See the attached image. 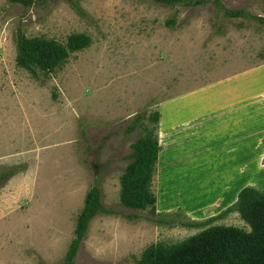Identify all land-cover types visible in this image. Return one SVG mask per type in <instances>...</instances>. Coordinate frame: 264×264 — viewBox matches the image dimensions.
I'll list each match as a JSON object with an SVG mask.
<instances>
[{
	"label": "rangeland",
	"instance_id": "1",
	"mask_svg": "<svg viewBox=\"0 0 264 264\" xmlns=\"http://www.w3.org/2000/svg\"><path fill=\"white\" fill-rule=\"evenodd\" d=\"M227 8L246 15L228 17ZM255 16H264V0H0V264H66L93 186L108 212L88 223L70 264H140L153 246L214 225L250 231L236 208L239 191L231 202L219 179L220 155L205 154L203 178L181 171L184 153L176 156L168 139L185 147L187 124L179 136L166 119L176 117L175 101L219 97L232 78L245 90L259 77L264 83V24ZM19 31L91 42L36 79L17 64ZM139 124L159 144L144 210L120 200ZM247 172L245 186L253 183Z\"/></svg>",
	"mask_w": 264,
	"mask_h": 264
},
{
	"label": "trees",
	"instance_id": "2",
	"mask_svg": "<svg viewBox=\"0 0 264 264\" xmlns=\"http://www.w3.org/2000/svg\"><path fill=\"white\" fill-rule=\"evenodd\" d=\"M29 5L32 0H10ZM159 3L192 6L203 0H155ZM228 17L245 16L242 9H225ZM264 24V16H255ZM89 36L73 34L65 44L43 38H29L19 31L17 36V64L29 70L36 79L42 74L54 71L70 55L90 44ZM67 46V47H66ZM141 118L138 117L128 127L135 129ZM144 134L134 143L131 162L121 176L120 200L127 207L144 210L152 200L151 181L155 174L159 144L145 125ZM12 173V171L10 172ZM9 174V173H5ZM99 188L93 186L85 200V206L77 217L75 237L66 256V264L74 259L87 225L91 219L108 212L101 204ZM236 208L251 225L247 231L233 225H214L172 246H153L140 259V264H264V191L253 186L244 187ZM105 210V211H104ZM208 219L207 222H211ZM144 253V252H143Z\"/></svg>",
	"mask_w": 264,
	"mask_h": 264
},
{
	"label": "crops",
	"instance_id": "3",
	"mask_svg": "<svg viewBox=\"0 0 264 264\" xmlns=\"http://www.w3.org/2000/svg\"><path fill=\"white\" fill-rule=\"evenodd\" d=\"M256 80L245 90L240 80L232 78L220 85L219 97H192L187 103L175 101L178 109L183 106L186 111L174 109L176 117L166 119L179 136L182 124H187L189 137L185 147L168 139L176 156L184 153L179 159L186 160L181 171L188 169L192 177L203 178L202 171L207 167L205 154L220 155L216 169L222 173L219 179L227 181L225 193L230 199L233 197L231 202L235 201L234 190L240 193L246 187V170L248 181H253L248 186L264 191L260 185L257 187V181H264V83L259 85L261 77Z\"/></svg>",
	"mask_w": 264,
	"mask_h": 264
}]
</instances>
